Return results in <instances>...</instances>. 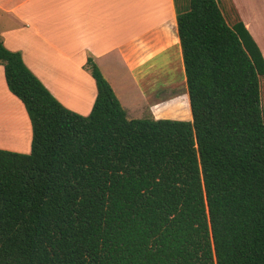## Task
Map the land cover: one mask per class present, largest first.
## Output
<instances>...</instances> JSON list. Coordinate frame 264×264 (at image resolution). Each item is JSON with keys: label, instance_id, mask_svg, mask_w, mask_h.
<instances>
[{"label": "trees", "instance_id": "obj_1", "mask_svg": "<svg viewBox=\"0 0 264 264\" xmlns=\"http://www.w3.org/2000/svg\"><path fill=\"white\" fill-rule=\"evenodd\" d=\"M192 121L65 107L0 41L28 153L0 148V264H264V58L219 0H173Z\"/></svg>", "mask_w": 264, "mask_h": 264}, {"label": "crops", "instance_id": "obj_2", "mask_svg": "<svg viewBox=\"0 0 264 264\" xmlns=\"http://www.w3.org/2000/svg\"><path fill=\"white\" fill-rule=\"evenodd\" d=\"M236 6L264 58V0H252L249 19ZM0 41L79 114L96 97L85 68L90 57L129 119L192 121L173 0H0ZM73 77L81 83L72 91ZM31 138L26 109L0 64V148L28 153Z\"/></svg>", "mask_w": 264, "mask_h": 264}, {"label": "rangeland", "instance_id": "obj_3", "mask_svg": "<svg viewBox=\"0 0 264 264\" xmlns=\"http://www.w3.org/2000/svg\"><path fill=\"white\" fill-rule=\"evenodd\" d=\"M220 6L223 9L224 14L226 15L227 20L232 23L236 18L239 16L237 12V6H236V0H219ZM238 10L241 12L243 17L246 19H249L252 13V0L249 2L244 1V0H238ZM106 77V76H105ZM110 77V76H109ZM74 82L69 84L70 89H73V86H77L80 81L78 79H75L74 77L72 78ZM261 80V88H260V100H261V108H262V113H263V118H264V77L262 76L260 78ZM180 89V86H178ZM76 93V92H73Z\"/></svg>", "mask_w": 264, "mask_h": 264}]
</instances>
